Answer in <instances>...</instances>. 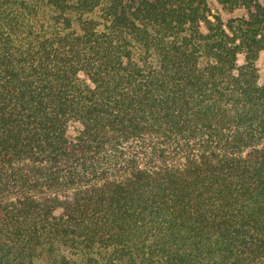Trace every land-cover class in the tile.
Returning <instances> with one entry per match:
<instances>
[{"label":"trees","instance_id":"trees-1","mask_svg":"<svg viewBox=\"0 0 264 264\" xmlns=\"http://www.w3.org/2000/svg\"><path fill=\"white\" fill-rule=\"evenodd\" d=\"M264 0H0V264H264Z\"/></svg>","mask_w":264,"mask_h":264},{"label":"rangeland","instance_id":"rangeland-1","mask_svg":"<svg viewBox=\"0 0 264 264\" xmlns=\"http://www.w3.org/2000/svg\"><path fill=\"white\" fill-rule=\"evenodd\" d=\"M260 73L262 78L264 77V56L262 57L261 61H260Z\"/></svg>","mask_w":264,"mask_h":264}]
</instances>
